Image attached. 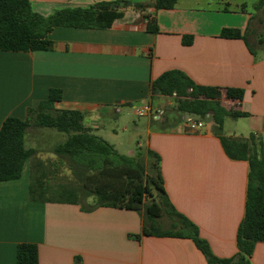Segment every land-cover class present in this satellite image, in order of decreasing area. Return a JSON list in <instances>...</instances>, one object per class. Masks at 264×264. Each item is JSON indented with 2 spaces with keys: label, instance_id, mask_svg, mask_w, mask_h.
Here are the masks:
<instances>
[{
  "label": "crops",
  "instance_id": "1",
  "mask_svg": "<svg viewBox=\"0 0 264 264\" xmlns=\"http://www.w3.org/2000/svg\"><path fill=\"white\" fill-rule=\"evenodd\" d=\"M102 1L113 0L31 3L36 12L50 16L57 9ZM190 1L186 5L178 0L175 8L158 11L129 7L106 29L57 27L49 35L55 43L50 51L0 49V129L9 117L27 120L29 108L47 100L51 89H59L63 98L56 108L83 112L86 129L116 149L124 146L129 126L110 129L111 143L103 135L105 120L139 118L136 109L150 104L162 115L140 117L145 121L134 124L127 144L131 146L135 137L144 138V145L137 141V148L160 156L164 187L175 209L198 226L217 258L231 259L239 251L249 163L225 154L213 122L191 132L185 120L177 118L174 98L153 94L152 83L167 71L179 70L198 85L243 89L241 104L224 100V105L247 114L231 118L244 120V126L225 135L253 134L264 149V52L255 49L253 55L244 40L221 38L224 28L249 31L254 14L230 9L227 0H219L217 8ZM148 15L154 17L159 33L147 30ZM184 36H193V43L184 45ZM38 129L45 128L27 131L26 147L36 152L25 162L21 177L0 182V264H17V247L22 243L38 246L39 264H208L191 239L143 235L142 213L112 207L86 211L81 204L48 200V173L72 174L54 153L63 141H51ZM37 183L47 187L46 199H40V193L35 195L38 199L32 198ZM250 261L264 264V242L256 244Z\"/></svg>",
  "mask_w": 264,
  "mask_h": 264
},
{
  "label": "trees",
  "instance_id": "2",
  "mask_svg": "<svg viewBox=\"0 0 264 264\" xmlns=\"http://www.w3.org/2000/svg\"><path fill=\"white\" fill-rule=\"evenodd\" d=\"M131 2L129 6L128 3ZM178 0H154L152 4L133 0L102 1L88 7L61 8L50 16H43L33 9L31 0H0V49L8 52L50 51L55 43L49 38L57 27L110 28L133 7L138 11L154 8L173 9ZM262 0L256 6L262 8ZM226 9V8H225ZM227 10V9H226ZM147 30L159 33L154 17L147 16ZM264 29V24H263ZM249 32L237 28H224L221 38L242 39L256 55L250 44ZM193 36H184L183 44L191 45ZM264 45V38L259 39ZM153 94L159 93L176 99L175 112L183 121L194 115L204 122H213V132L219 138L225 154L232 160L249 163L246 212L237 235L238 254L231 259L217 258L209 244L200 236L199 228L171 203L164 187L160 171V156L152 150L138 149L134 155L120 154L113 145L91 133L84 125V113L74 109H57L63 93L51 89L47 100L29 108L27 120L7 118L0 129V182L21 177L27 159L35 150L26 147L30 127L51 128L66 135L58 143L54 153L67 163L73 176L71 186L59 185L48 189L57 200L81 204L86 211L98 207L133 210L143 214V235L191 239L203 253L208 264H251L255 246L264 242V149L263 142L253 134L248 137H232L224 134L227 118H240L247 114L229 110L224 100L242 103L244 90L220 89L196 84L179 70L163 73L152 83ZM145 155L148 159H145ZM45 185L32 187V198L46 199ZM37 189H40L37 191ZM42 190V191H41ZM94 198V203H88ZM149 200V202H148ZM177 217L171 228L163 229L164 215ZM17 264H39V249L36 244L22 243L17 247Z\"/></svg>",
  "mask_w": 264,
  "mask_h": 264
},
{
  "label": "rangeland",
  "instance_id": "3",
  "mask_svg": "<svg viewBox=\"0 0 264 264\" xmlns=\"http://www.w3.org/2000/svg\"><path fill=\"white\" fill-rule=\"evenodd\" d=\"M135 1H143V0H135ZM261 0H227V2L230 4V9L233 10H238V9H245L248 13L254 14L253 20L251 22L250 28H249V41L251 43V45L253 47H255V49H257L259 54H263L264 52V45L263 46H259L258 41L261 38H264V29H263V24H264V0H262L263 4H262V8L260 10L256 9V6L260 3ZM154 2V0H145L143 3L145 4H152ZM182 3H186V5H190L191 1L190 0H181ZM197 3H199V5L203 6V7H212V8H217L220 7L218 5L219 0H195L194 4L196 5ZM226 4L221 5V7H225ZM200 6V7H201ZM173 100V106L177 105L176 99H172ZM224 104H226V102H224ZM193 119H197V117H195L194 115H192ZM111 119V118H110ZM114 123H112L111 121L107 123V120H105L104 125H105V129H106V133L103 132L104 137H107L108 141L113 143L112 140H110V129H116L118 131H121L125 126H129V133H125V139L123 141L124 146H117L116 150L120 153V154H124L127 155L128 151H137L139 148H137L138 146V142L137 141H141V144L144 145V138L143 137H135L136 140H132V144L131 146H129L127 144L128 140L126 139L127 135H131L132 134V130H133V126L134 124H138V125H142V123L145 121V118H138L134 115H131L128 117V119L125 120V122L123 121H118L116 122L114 119H112ZM245 121L241 120V119H231L228 118L225 121V126H224V134L228 135L231 132H234L236 126L240 127V125L244 126ZM111 127V128H110ZM110 130V131H109ZM38 131H42L45 134H48L50 136V140L51 141H56V142H60V141H64L66 139V135L63 133H59L58 131H56L55 129H51V128H45V129H38ZM122 134V133H121ZM124 134V133H123ZM143 152L146 150L145 147L143 149H141ZM145 153V152H144ZM146 154V153H145ZM145 159H148V156L145 155ZM65 165L67 166V163H65ZM65 170V169H64ZM47 178H49L48 183L49 188H55L59 185H63V186H71L73 184V176L70 175L67 170L65 171H61L60 173L57 172H49ZM149 202V200H148ZM173 222H180V220L177 217L174 216H170L165 214L163 219L161 220V226L163 227V229H169L172 226Z\"/></svg>",
  "mask_w": 264,
  "mask_h": 264
},
{
  "label": "built area",
  "instance_id": "4",
  "mask_svg": "<svg viewBox=\"0 0 264 264\" xmlns=\"http://www.w3.org/2000/svg\"><path fill=\"white\" fill-rule=\"evenodd\" d=\"M136 114L139 117L153 115L159 118L162 115V112L160 110L153 109V107L150 104H147V105L137 108ZM184 120L187 123L189 130L193 133L198 132L205 125L204 121L199 120V119H193L192 115H187Z\"/></svg>",
  "mask_w": 264,
  "mask_h": 264
},
{
  "label": "water",
  "instance_id": "5",
  "mask_svg": "<svg viewBox=\"0 0 264 264\" xmlns=\"http://www.w3.org/2000/svg\"><path fill=\"white\" fill-rule=\"evenodd\" d=\"M130 3H128V5H129Z\"/></svg>",
  "mask_w": 264,
  "mask_h": 264
}]
</instances>
